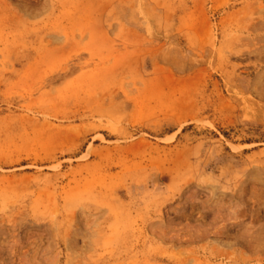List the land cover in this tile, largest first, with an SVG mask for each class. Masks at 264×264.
<instances>
[{
  "label": "rangeland",
  "instance_id": "1",
  "mask_svg": "<svg viewBox=\"0 0 264 264\" xmlns=\"http://www.w3.org/2000/svg\"><path fill=\"white\" fill-rule=\"evenodd\" d=\"M0 264H264V0H0Z\"/></svg>",
  "mask_w": 264,
  "mask_h": 264
}]
</instances>
